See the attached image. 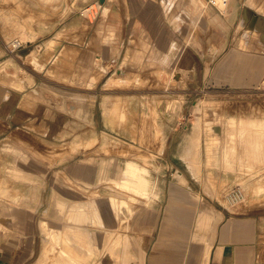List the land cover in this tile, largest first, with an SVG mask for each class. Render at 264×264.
Here are the masks:
<instances>
[{
    "label": "crops",
    "instance_id": "0c3cea01",
    "mask_svg": "<svg viewBox=\"0 0 264 264\" xmlns=\"http://www.w3.org/2000/svg\"><path fill=\"white\" fill-rule=\"evenodd\" d=\"M108 3L105 33L113 27L120 51L112 53L111 43L103 42L101 67L95 65L99 53L89 41L96 37L94 29L84 35L82 45L61 39L39 49L35 60L24 58L31 52L27 50L31 41L15 53L1 42L0 200L10 206L11 223L0 219V264L35 261L43 246L44 223L57 227V240L64 222L78 227L74 215L81 203L88 204L97 176L96 134L111 132L104 120L111 100L105 109L100 103L101 97L113 92L104 86L105 77L96 78V68L108 72L122 57L133 50L143 52L149 44L151 50L146 51L158 55L164 69L186 71L201 86L255 87L264 81V62L251 60L240 66L225 60L227 54L241 53L230 39L235 23L238 30H246V26L239 28L245 14L255 29L264 28V0ZM54 52L60 56L59 63L49 69L48 58ZM167 193L162 205L158 199L143 212L146 225L139 226L130 244L136 246L137 258L128 264H264V218L254 213L225 214L212 205L195 211L186 190L169 188ZM103 208L105 223L115 222V209ZM85 209L91 215L89 205ZM92 222L82 225L90 228ZM117 260V255H110L105 264Z\"/></svg>",
    "mask_w": 264,
    "mask_h": 264
},
{
    "label": "rangeland",
    "instance_id": "374dc122",
    "mask_svg": "<svg viewBox=\"0 0 264 264\" xmlns=\"http://www.w3.org/2000/svg\"><path fill=\"white\" fill-rule=\"evenodd\" d=\"M108 7V0H0V45L3 42L11 48V41L19 37L20 46L31 41L27 44L31 52L24 58L35 60L39 49L52 47L61 39L82 45L84 35L94 29L96 37L89 41L94 42L97 52L101 53L103 42L108 41L112 53L118 54L120 39L113 37V27L105 33L109 30L103 21ZM62 18L65 20L57 21ZM247 23L239 24L246 30H238L235 23L230 39L231 46H239L241 53L225 55V60L227 57L240 66L251 60L264 62V28L258 30ZM148 45L143 52L133 50L128 58L113 63L108 72L96 68V78L105 77L104 86L113 92L101 97L104 100L100 103L105 109L111 100L105 112L108 119H104L111 132L101 131L95 137L96 181L88 204L81 203L78 208L84 210L86 218L78 227L64 222L58 240L56 227L44 223L46 264L66 262L65 255L84 264H105L108 256H115L113 250L136 240L137 229L146 225L143 212L158 199L162 205L169 188L181 193L186 190L195 211L198 206L212 205L225 214L254 213L264 218V81L255 87L225 86L216 90L201 86L192 82L189 78L193 76L186 71L164 69L158 55L146 51L151 50ZM19 47L12 53L23 50ZM100 53L95 58L96 67L103 65ZM59 57L55 52L49 55V69L58 65ZM3 67L4 62L0 69ZM117 67L123 71H117ZM188 146L194 152L192 161L182 155ZM236 185L241 186L242 198L228 194ZM88 205L89 216L85 209ZM104 206L115 209V222L102 219ZM5 213L9 225V205ZM86 220L93 221L90 228L82 225ZM120 228L125 232L122 236L118 234ZM120 237L125 239L124 244L119 245ZM111 238L114 240L109 244ZM103 248L108 251L103 252ZM135 250L132 245L131 253L117 256L115 264L136 259Z\"/></svg>",
    "mask_w": 264,
    "mask_h": 264
},
{
    "label": "bare ground",
    "instance_id": "6f19581e",
    "mask_svg": "<svg viewBox=\"0 0 264 264\" xmlns=\"http://www.w3.org/2000/svg\"><path fill=\"white\" fill-rule=\"evenodd\" d=\"M121 1V0H120ZM123 1V0H122ZM250 1H248V3H249ZM94 3V2H93ZM123 3V2H122ZM250 4V3H249ZM95 7V6H94ZM108 9V8H107ZM94 10V9H93ZM251 10V9H250ZM173 11V10H172ZM250 12V11H249ZM91 14V13H90ZM92 15V14H91ZM252 17V16H251ZM249 21V19H248V17H247V14H245L244 16H243V18L240 20V24L242 25V24H244L245 22H248ZM20 36L22 37L23 36V34H20ZM27 36V35H26ZM28 37V36H27ZM14 38V37H13ZM16 40H18L19 41V43H22V40H21V38L19 37V38H15ZM25 43V42H24ZM100 56V55H99ZM10 58V57H9ZM4 61V60H3ZM10 65V64H9ZM92 65V64H91ZM93 66V65H92ZM109 78V77H108ZM110 80H112V81H114L115 79L114 78H109ZM115 83V82H114ZM122 83V82H121ZM211 120V119H210ZM219 123V122H218ZM216 127V126H215ZM242 127V126H241ZM240 128V127H239ZM222 129H223V127H222ZM233 130H230V133L232 132ZM236 131V130H235ZM239 131V130H238ZM224 132V131H223ZM107 133V132H106ZM251 133V132H250ZM109 134V133H108ZM250 135H252V134H250ZM245 136V135H244ZM104 137V136H103ZM231 137V136H230ZM240 137V136H239ZM104 138H106V137H104ZM230 139V138H229ZM96 140V139H95ZM109 140V139H108ZM224 140V139H223ZM94 141V140H93ZM97 141V140H96ZM245 141H246V139H245ZM252 141V140H251ZM254 142H256V140L254 141ZM240 143V142H239ZM255 144H257V143H255ZM260 144V143H259ZM251 145H254V144H251ZM256 146V145H255ZM260 146V145H259ZM257 148H259L258 147V145L256 146ZM261 147V146H260ZM255 148V147H254ZM251 150H252V148H251ZM253 151H255V149H253ZM253 151H251L252 153L251 154H253ZM258 151H259V149H258ZM249 152V151H248ZM194 152H193V149L191 148V146H188L184 151H182V155L184 156V158H188V159H190L191 161H192V156L194 155L193 154ZM255 153V152H254ZM257 153V152H256ZM250 154V155H251ZM262 157V156H261ZM257 159H258V156H257ZM7 209H8V205L5 203V202H3L2 203V201L0 200V219L2 220V222L4 223V224H7L8 225V223H6L5 221H6V213H5V211H7ZM86 218V216H85V212H84V210L83 209H80V210H78V213H76L75 215H74V219H75V221L78 223V225H80L81 224V222L84 220ZM103 219V218H102ZM56 230H57V227H56ZM120 239L122 240V242L121 243H119V245H121V244H124V242H125V239L123 238V237H120ZM124 239V240H123ZM44 247H46V246H43L42 247V250H41V253H40V256L34 261V263L33 264H46V262H43V255L45 254V249H44ZM106 251H108V250H106V249H104L103 248V252H106ZM102 252V253H103ZM126 252H128V253H131V247H130V245H128V244H125L123 247H121V248H118V249H115V250H113V253H114V255H117L118 257H120V256H123L124 255V253H126ZM117 257V258H118ZM129 257V256H128ZM127 257V259H130L131 258V255H130V257L128 258ZM61 260V259H60ZM64 260H66V262L65 261H62L61 260V262H54V264H84V263H81V262H79V261H77L76 259H74L72 256H67V255H65V258H64ZM45 261V260H44ZM122 262V264H125V263H127V262H125V261H123V260H121ZM120 263V264H121ZM101 264H103L102 262H101Z\"/></svg>",
    "mask_w": 264,
    "mask_h": 264
},
{
    "label": "built area",
    "instance_id": "2783aa9c",
    "mask_svg": "<svg viewBox=\"0 0 264 264\" xmlns=\"http://www.w3.org/2000/svg\"><path fill=\"white\" fill-rule=\"evenodd\" d=\"M20 44L21 43H19L18 40L14 39L13 41H11V48L10 47H8V48L10 50H14V49L18 48L20 46ZM228 194H229V196H233V197H237V198H242L244 196L240 185L234 186Z\"/></svg>",
    "mask_w": 264,
    "mask_h": 264
}]
</instances>
